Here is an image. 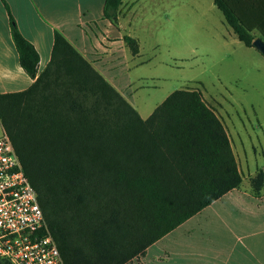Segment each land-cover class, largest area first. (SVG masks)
<instances>
[{
  "label": "trees",
  "instance_id": "1",
  "mask_svg": "<svg viewBox=\"0 0 264 264\" xmlns=\"http://www.w3.org/2000/svg\"><path fill=\"white\" fill-rule=\"evenodd\" d=\"M213 2L244 46L264 39V0ZM3 3L20 66L35 82L0 94V122L65 264H128L242 186L231 138L200 90L173 92L143 119L58 30L38 75L40 55ZM122 4L106 0L114 25ZM124 41L140 53L136 39ZM251 187L261 194L263 171Z\"/></svg>",
  "mask_w": 264,
  "mask_h": 264
},
{
  "label": "crops",
  "instance_id": "2",
  "mask_svg": "<svg viewBox=\"0 0 264 264\" xmlns=\"http://www.w3.org/2000/svg\"><path fill=\"white\" fill-rule=\"evenodd\" d=\"M20 31L40 55L38 75L51 61L55 30L100 72L136 109L132 89L134 56L124 37L174 10L182 0H123L117 25L104 15L106 0H5ZM133 38V37H132ZM35 80L20 66L8 11L0 0V94L22 92ZM137 103V102H136ZM143 119L151 116L143 103ZM128 264H264V195L235 189L150 246Z\"/></svg>",
  "mask_w": 264,
  "mask_h": 264
},
{
  "label": "rangeland",
  "instance_id": "3",
  "mask_svg": "<svg viewBox=\"0 0 264 264\" xmlns=\"http://www.w3.org/2000/svg\"><path fill=\"white\" fill-rule=\"evenodd\" d=\"M152 15L132 32L144 62L133 70L136 110L141 103L154 110L177 90H200L231 138L240 190L253 194L251 181L264 172V56L239 41L213 0H182Z\"/></svg>",
  "mask_w": 264,
  "mask_h": 264
},
{
  "label": "built area",
  "instance_id": "4",
  "mask_svg": "<svg viewBox=\"0 0 264 264\" xmlns=\"http://www.w3.org/2000/svg\"><path fill=\"white\" fill-rule=\"evenodd\" d=\"M0 264H65L5 131L0 135Z\"/></svg>",
  "mask_w": 264,
  "mask_h": 264
},
{
  "label": "water",
  "instance_id": "5",
  "mask_svg": "<svg viewBox=\"0 0 264 264\" xmlns=\"http://www.w3.org/2000/svg\"><path fill=\"white\" fill-rule=\"evenodd\" d=\"M254 48L264 56V39L258 36L253 42Z\"/></svg>",
  "mask_w": 264,
  "mask_h": 264
}]
</instances>
